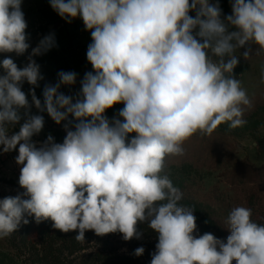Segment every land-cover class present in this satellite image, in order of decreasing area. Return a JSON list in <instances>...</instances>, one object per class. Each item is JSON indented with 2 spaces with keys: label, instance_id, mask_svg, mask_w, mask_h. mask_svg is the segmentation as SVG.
I'll return each mask as SVG.
<instances>
[{
  "label": "clouds",
  "instance_id": "9594fccd",
  "mask_svg": "<svg viewBox=\"0 0 264 264\" xmlns=\"http://www.w3.org/2000/svg\"><path fill=\"white\" fill-rule=\"evenodd\" d=\"M49 3L67 22L83 20L92 38L86 55L93 71L85 73L75 102L59 89L75 84L77 74L59 72V82L44 87L42 104L35 88L43 76L32 57L52 48L54 36H45L22 68L10 56L0 61V151L18 146L23 189L0 199V239L27 225V217L37 224L50 219L63 233L78 231L77 242L89 230L139 239L137 226L147 222L158 234L151 264H264V223L252 219L251 208L231 209L226 242L208 232L197 235L194 209L180 203L183 193L166 171L167 158L183 155L194 135L247 123L252 102L233 75L235 53L246 48L248 60L251 45L256 55L264 53V0H232V14L224 19L219 4L209 0ZM21 5L0 0V54L22 56L30 47ZM25 82L32 86L31 104ZM119 103L122 119L110 122L106 110ZM32 105L58 125L74 118L64 124L62 143L49 135L37 147L32 138L44 118L29 114ZM20 109L26 118L9 134L22 119ZM143 253L138 247L134 254Z\"/></svg>",
  "mask_w": 264,
  "mask_h": 264
},
{
  "label": "rangeland",
  "instance_id": "374dc122",
  "mask_svg": "<svg viewBox=\"0 0 264 264\" xmlns=\"http://www.w3.org/2000/svg\"><path fill=\"white\" fill-rule=\"evenodd\" d=\"M21 8L28 25L26 33L30 47L22 56H16L15 53L0 54V61L10 56L22 68L28 63L32 49L45 36L53 35L55 45L41 55L32 57L40 66L43 76L39 86L35 88V94L43 104L44 87L57 84L59 72L72 71L77 74L75 84L61 85L59 91L72 97L75 102L85 73L93 71L86 55L88 46L92 43L90 31L85 29L83 20L79 17L71 23L62 19L53 10L49 0H22ZM225 17L222 13L221 19ZM256 47L251 45L252 52L248 60L242 55L246 48L235 53L239 63L233 75L240 79L241 86L246 89L252 102L244 114L247 123L235 129L224 123L210 136L194 135L185 142L183 155L169 156L166 161V171L174 186L182 191L183 200L226 226L228 214L236 206H245L251 208L256 215H264V82L261 79L264 53L256 55ZM244 66L246 68L242 69ZM2 74L3 70L0 68V75ZM31 87L27 82L22 86L30 104ZM123 107L119 103L106 110L105 115L110 122L114 118H120L118 114ZM24 111L20 109L22 119L19 124L10 126V134L19 131L26 118L23 116ZM29 114L42 115L44 118L42 131L32 138L37 147L49 135L55 143H62L66 136L64 124L69 121L75 123L74 118L69 115L68 121L58 125L46 111L40 112L34 105ZM69 127L72 125L69 124ZM133 135L135 134H130L129 139ZM17 155L18 146L16 150L4 153L0 168V199L23 191L18 183L21 166L15 161ZM253 194L255 197H251ZM0 264H20L13 261L12 251L4 239H0Z\"/></svg>",
  "mask_w": 264,
  "mask_h": 264
},
{
  "label": "trees",
  "instance_id": "16d2710c",
  "mask_svg": "<svg viewBox=\"0 0 264 264\" xmlns=\"http://www.w3.org/2000/svg\"><path fill=\"white\" fill-rule=\"evenodd\" d=\"M209 3H218L226 16L232 14V0H209ZM189 15L194 18L195 12L192 11ZM245 68L244 66L242 69ZM180 203L192 206L183 199ZM192 207L197 218V235L208 232L226 242L230 234L227 226L195 206ZM27 219V225L21 224L15 233L4 238L12 251L13 261L16 260L20 264H151L158 243V234L148 227L147 222L137 226L142 234L139 239L125 241L120 233L97 236L89 230L85 232V241L77 242L75 236L78 231L63 233L52 227L50 219L39 224L35 222L34 217ZM252 219L257 223H264V215H256L253 212ZM138 247L144 248L143 255L134 254Z\"/></svg>",
  "mask_w": 264,
  "mask_h": 264
},
{
  "label": "built area",
  "instance_id": "2783aa9c",
  "mask_svg": "<svg viewBox=\"0 0 264 264\" xmlns=\"http://www.w3.org/2000/svg\"><path fill=\"white\" fill-rule=\"evenodd\" d=\"M0 149H2V146H0ZM3 161H4V153L2 151H0V168L2 166Z\"/></svg>",
  "mask_w": 264,
  "mask_h": 264
}]
</instances>
